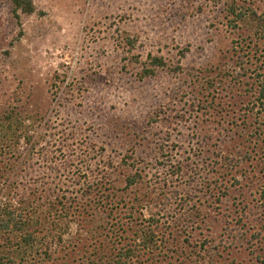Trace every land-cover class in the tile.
I'll use <instances>...</instances> for the list:
<instances>
[{"label": "rangeland", "instance_id": "rangeland-1", "mask_svg": "<svg viewBox=\"0 0 264 264\" xmlns=\"http://www.w3.org/2000/svg\"><path fill=\"white\" fill-rule=\"evenodd\" d=\"M32 2L0 0V123L21 122L0 140V207L49 222L15 264L128 247V264H264V0Z\"/></svg>", "mask_w": 264, "mask_h": 264}, {"label": "trees", "instance_id": "trees-1", "mask_svg": "<svg viewBox=\"0 0 264 264\" xmlns=\"http://www.w3.org/2000/svg\"><path fill=\"white\" fill-rule=\"evenodd\" d=\"M13 5V13L17 14V12H20L25 15H30L35 12V7L32 2V0H10ZM254 18H257V22L259 25L258 32L260 34V38L264 40V16H256L253 15ZM151 66H163V62L161 58H151L150 60ZM153 69H146L144 71L145 75L151 74ZM256 79L258 80V99L264 98V73L262 74H256ZM263 105V104H262ZM10 119L7 117L5 123H0V140L1 144L8 145L7 142H13L14 145H18L19 138L21 134H18V127L20 126L21 122H18L16 119L10 121ZM136 176H139L138 173ZM83 178H87V176H82ZM82 177H77V179H82ZM79 179L77 182H79ZM134 178H129L127 181V186H130L135 181ZM7 180V179H6ZM9 188V185L6 187ZM6 189V190H7ZM9 191V192H8ZM6 193H4L5 196H9V193H11V190L8 189ZM53 206L52 203H50L48 209ZM55 205V204H54ZM37 212V210H36ZM55 219V218H53ZM48 223H42L37 222V220H34L33 217H30L29 215L25 217L21 213V210L18 211L14 207H11L10 205H5L3 207H0V264H15L16 258H19L21 261L29 256L27 253V249H32L35 245L37 236H36V230L38 226H44L48 225ZM51 228L47 229L48 235H51L50 243L55 244L57 241H61L62 239V233L64 232V226H61V224H57L56 222L52 221L50 223ZM46 232V233H47ZM136 233V236L141 238V243L143 248H149L151 245L155 244L157 236L153 231L150 229H140ZM18 233L15 235L17 237L16 241L12 240V235ZM13 235V237H15ZM49 245H47L45 251L42 252L41 255L45 256L46 258L50 257L49 252ZM135 254V250L132 247H128L125 251L121 252L122 259L124 261H116L115 264H128V261L133 258V255ZM14 255V257H12ZM44 258V257H43ZM80 264H90L88 261Z\"/></svg>", "mask_w": 264, "mask_h": 264}]
</instances>
